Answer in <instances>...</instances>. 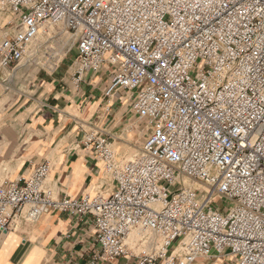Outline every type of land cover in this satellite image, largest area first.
Instances as JSON below:
<instances>
[{
  "label": "built area",
  "instance_id": "built-area-1",
  "mask_svg": "<svg viewBox=\"0 0 264 264\" xmlns=\"http://www.w3.org/2000/svg\"><path fill=\"white\" fill-rule=\"evenodd\" d=\"M0 11L13 15L1 70L37 65L39 38L59 26L75 44L71 83L107 66L104 111L122 93L145 127L125 160L104 128L84 133L110 191L54 196L46 161L0 182V230L57 210L92 218L90 264H264V0H0Z\"/></svg>",
  "mask_w": 264,
  "mask_h": 264
},
{
  "label": "crops",
  "instance_id": "crops-1",
  "mask_svg": "<svg viewBox=\"0 0 264 264\" xmlns=\"http://www.w3.org/2000/svg\"><path fill=\"white\" fill-rule=\"evenodd\" d=\"M72 59H64L52 70L26 75L22 104L15 79L29 73L30 67H19L11 77L0 69V182L26 176L36 164L46 161L50 169L45 187L54 196L110 191L112 179L102 162L84 148V133L95 126L104 128L119 160L132 149H140L142 143L135 148L132 144V133L139 125L123 94L118 93L110 111H104L108 67L86 72L76 87L70 80ZM94 238L90 216L50 210L35 221H19L14 229L0 230V264H90ZM123 263L121 258L99 262Z\"/></svg>",
  "mask_w": 264,
  "mask_h": 264
},
{
  "label": "rangeland",
  "instance_id": "rangeland-1",
  "mask_svg": "<svg viewBox=\"0 0 264 264\" xmlns=\"http://www.w3.org/2000/svg\"><path fill=\"white\" fill-rule=\"evenodd\" d=\"M11 21H13V15L11 13H9L7 11H0V36H1L0 40L3 37L7 36L9 34L10 30L12 29V22ZM46 32H47L46 34H50L51 36L42 35L39 38V43L41 45V51L38 53L37 58L39 60H38L37 65L32 66L30 68L28 65H23L27 69L28 68L30 69L29 73H25L23 75L22 74L16 75L17 79H15V80L19 81V86H20V103L23 102L25 99V97H23L22 94L26 95V93H23V90L26 89V86L24 84H26L27 79L29 78V77H26V75L27 76H33V75H35V72H38V71L44 72L45 69L52 70L56 66H58L64 59H66V58L72 59V57L75 53L76 49H75V44H74L73 40L70 39V36L67 33H65L61 27L50 26V27H47ZM46 53H49L52 58H49L50 56L47 57ZM71 62H72V60H70V64H71ZM19 67H22V66H19ZM71 72H72V70H71ZM13 73L14 72L8 73V77H11V75ZM25 92H27V91H25ZM134 119L138 123L139 127L137 128L136 133H134V134L132 133V139L131 140H132L133 147L135 145L139 146L142 143V141H143L142 133H144V131H145V127H144L143 122L141 120H139L138 118H136L135 116H134ZM135 142H136V144H135ZM136 152H137V150L132 149L131 154H128L124 159L122 158L121 160H125L127 158H130ZM218 201L219 200L217 198H215L214 204L218 205V203H219ZM223 205H225V202H223ZM219 264H222L221 260H220Z\"/></svg>",
  "mask_w": 264,
  "mask_h": 264
},
{
  "label": "bare ground",
  "instance_id": "bare-ground-1",
  "mask_svg": "<svg viewBox=\"0 0 264 264\" xmlns=\"http://www.w3.org/2000/svg\"><path fill=\"white\" fill-rule=\"evenodd\" d=\"M45 31H47V29H45ZM133 236H134V234H133Z\"/></svg>",
  "mask_w": 264,
  "mask_h": 264
}]
</instances>
